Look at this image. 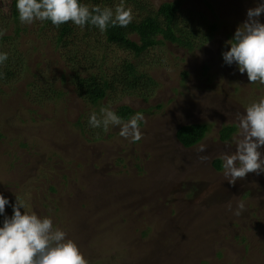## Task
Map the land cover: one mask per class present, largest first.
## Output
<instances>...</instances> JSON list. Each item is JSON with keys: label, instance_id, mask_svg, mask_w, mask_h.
I'll return each instance as SVG.
<instances>
[{"label": "rangeland", "instance_id": "rangeland-1", "mask_svg": "<svg viewBox=\"0 0 264 264\" xmlns=\"http://www.w3.org/2000/svg\"><path fill=\"white\" fill-rule=\"evenodd\" d=\"M148 1L156 8L179 1L185 17L218 29L191 53L165 43L141 57V69L157 83L150 96H108L91 106L69 82L73 71L55 34L43 22L22 24L15 0H0V31L10 38H0V52L25 58L23 75L0 80V194L10 201L0 227L18 197L29 214L65 231L88 264H264V173L233 186L214 166L236 150L237 130L225 142L221 130L238 127L237 114L264 98V85L250 83L222 55L248 9L264 0ZM259 19L264 23V14ZM74 26L72 41L95 43V34ZM102 53L107 74L128 56L114 46ZM48 86L63 95L40 99ZM122 106L144 116L138 142L120 137L118 127H75L83 115ZM190 124H207L209 132L185 148L176 132ZM241 201L247 210L237 217Z\"/></svg>", "mask_w": 264, "mask_h": 264}, {"label": "clouds", "instance_id": "clouds-1", "mask_svg": "<svg viewBox=\"0 0 264 264\" xmlns=\"http://www.w3.org/2000/svg\"><path fill=\"white\" fill-rule=\"evenodd\" d=\"M16 9L19 21L25 25L50 21L58 28L71 22L81 29L90 25L101 33L106 32L109 26L127 27L135 18L123 0L114 9L90 7L80 0H16ZM262 14L264 4L248 9L247 20L227 42L230 50L222 54L227 65H238L239 72H246L250 83L260 85H264V23L259 19ZM3 34L0 31V36ZM7 59V53H0V65ZM237 119L236 150L221 157L225 180L233 186L238 180H245L250 173H264V98L250 104L244 113L237 114ZM143 120L140 112L124 121L111 108L102 107L99 116L93 112L88 123L92 128H103L105 132L110 127H118L120 137L138 142L142 139L139 122ZM199 151L203 153L206 148L201 146ZM208 158L200 156L201 162ZM9 204V199L0 194V215L5 213ZM12 208L13 215L5 216L0 227V264H88L79 246L67 237L65 231L54 227L51 218L29 214L18 197ZM246 210L241 201L234 215L239 217Z\"/></svg>", "mask_w": 264, "mask_h": 264}, {"label": "trees", "instance_id": "trees-1", "mask_svg": "<svg viewBox=\"0 0 264 264\" xmlns=\"http://www.w3.org/2000/svg\"><path fill=\"white\" fill-rule=\"evenodd\" d=\"M80 2L90 7L108 6L114 9L121 0H80ZM123 3L134 6L137 16L127 27L109 26L104 33L90 25L86 26V35L95 34L97 37L94 44L85 43L86 38L81 40L84 44L72 41L78 30L71 22L58 28L50 21L43 22V28L55 34L56 43L63 51L62 58L73 71L69 76V82L72 83L77 94L91 106H100L108 96L138 95L142 98L150 96L153 92L152 88L157 83L145 69H141L139 65L141 57L154 47L165 43L191 53L209 42L218 29L217 23L205 21L194 23L193 17H185L179 1L163 2L158 8L148 0H123ZM14 4L16 5V0ZM15 14L19 16L17 12ZM0 38L1 41L10 40L8 36ZM112 46L128 56L122 59L121 63L116 64L110 74H107L103 63L106 61V54L96 53L101 49L105 52ZM23 61L25 58L18 56L15 51L13 56L8 57L7 61L0 65V80L18 79L23 75L25 72ZM186 75L187 73L184 74ZM62 95L61 91L48 86L40 94V99L53 100L54 97L58 99ZM116 113L122 120L127 121L136 114V111L129 106H122L116 110ZM88 121L89 119L83 115L75 123V127L86 133ZM236 130V125L225 126L220 133L221 141L230 140ZM208 132L207 124H190L180 127L176 137L183 147L192 148L200 143ZM1 138L0 133V140ZM214 166L218 171L223 169L220 160H216Z\"/></svg>", "mask_w": 264, "mask_h": 264}, {"label": "flooded vegetation", "instance_id": "flooded-vegetation-1", "mask_svg": "<svg viewBox=\"0 0 264 264\" xmlns=\"http://www.w3.org/2000/svg\"><path fill=\"white\" fill-rule=\"evenodd\" d=\"M182 126H183V125H182ZM182 126H181V127H182ZM184 126H185V125H184ZM179 128H180V127H179Z\"/></svg>", "mask_w": 264, "mask_h": 264}]
</instances>
